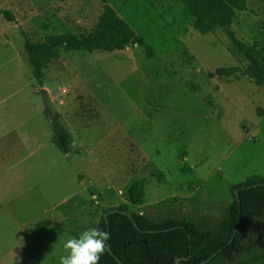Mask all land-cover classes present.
<instances>
[{
    "label": "rangeland",
    "instance_id": "obj_1",
    "mask_svg": "<svg viewBox=\"0 0 264 264\" xmlns=\"http://www.w3.org/2000/svg\"><path fill=\"white\" fill-rule=\"evenodd\" d=\"M152 1L168 21L185 28L157 59L147 58L137 44L113 52L59 49L42 63L40 86L19 33L21 66L18 50L0 48V62L7 57L2 72L22 75L24 114L45 109L41 89L59 91L68 122L79 132L80 154L90 159L81 164L95 162L91 173L97 199L86 206L91 214L86 230L95 228L91 223L100 205L128 203L127 187L140 178L145 196L141 205L129 203L130 211L159 217L155 208L165 204L214 225L233 200L231 185L264 175V86L244 74L248 62L230 48L223 31L200 34L191 20L181 18L178 3ZM247 3V10L233 12L232 29L264 54V0ZM102 8V0H0V10H15L33 42L50 34H87ZM117 13L122 19L129 16L128 11ZM5 22L0 15V25ZM219 67L239 71L217 76ZM152 149L150 161L146 154ZM55 150L59 155L55 152L49 165L64 158ZM173 197L182 200L172 203ZM36 207L35 212L48 205L41 200ZM16 261L14 253L0 252V264ZM248 264H264V259Z\"/></svg>",
    "mask_w": 264,
    "mask_h": 264
},
{
    "label": "trees",
    "instance_id": "obj_2",
    "mask_svg": "<svg viewBox=\"0 0 264 264\" xmlns=\"http://www.w3.org/2000/svg\"><path fill=\"white\" fill-rule=\"evenodd\" d=\"M102 1L97 23L87 34H50L41 42H33L22 31L24 48L40 86L42 63L59 49L113 52L137 44L143 47L147 58H157L185 30L168 21L166 12L158 10L152 0ZM167 1L180 5L181 18L191 20L198 33L223 31L230 48L248 62L244 74L264 86V54L238 38L232 29L233 12L247 10V0ZM117 9L128 11V18L122 19ZM1 14L9 22L15 21L11 11ZM237 71L238 67H219L214 74L230 76ZM52 139L61 152L71 151L72 138L62 125L54 127ZM230 188L233 200L216 224L207 225L192 215L179 214L176 206H157L159 217L130 211L129 203L141 205L145 195V180L132 182L126 194L128 203L102 210L97 227L107 232L109 239L99 264H248L264 259V175H251ZM170 200L178 203L182 199Z\"/></svg>",
    "mask_w": 264,
    "mask_h": 264
},
{
    "label": "crops",
    "instance_id": "obj_3",
    "mask_svg": "<svg viewBox=\"0 0 264 264\" xmlns=\"http://www.w3.org/2000/svg\"><path fill=\"white\" fill-rule=\"evenodd\" d=\"M12 13L14 22L3 16L6 22L0 25V48L18 50L21 66L22 43L17 46L15 39L17 33L23 38V21L15 10ZM6 64L7 57L3 56L0 62V252L14 253L18 259L15 263L59 264L60 257L67 255L64 243L69 238L79 237L89 225L91 214L87 215L86 206L97 199L93 191L96 177L91 173L95 162L87 166L81 164L90 159L80 154L79 132L68 122L59 91L56 94L51 89L45 90L55 124L42 106L30 111L33 114H24L22 75L17 78L16 73L2 72ZM57 124L71 133L73 150L62 154L61 163L49 165L57 149L52 139ZM154 128L157 129L155 125ZM155 151L147 152L150 161ZM97 174L103 177L101 171ZM41 200L48 207L35 212ZM109 206L113 205H100L91 226H98L103 208ZM23 215L29 218L24 219Z\"/></svg>",
    "mask_w": 264,
    "mask_h": 264
},
{
    "label": "clouds",
    "instance_id": "obj_4",
    "mask_svg": "<svg viewBox=\"0 0 264 264\" xmlns=\"http://www.w3.org/2000/svg\"><path fill=\"white\" fill-rule=\"evenodd\" d=\"M108 239L109 234L98 227L83 231L78 238H69L63 245L67 255L60 257L59 264H99Z\"/></svg>",
    "mask_w": 264,
    "mask_h": 264
},
{
    "label": "water",
    "instance_id": "obj_5",
    "mask_svg": "<svg viewBox=\"0 0 264 264\" xmlns=\"http://www.w3.org/2000/svg\"><path fill=\"white\" fill-rule=\"evenodd\" d=\"M41 94H42V98H43V102L45 104V109H46V112H47V115H48V118L51 120L52 123H56L55 122V118L54 116L51 114V112L48 110V98H47V93L45 91V89H41Z\"/></svg>",
    "mask_w": 264,
    "mask_h": 264
}]
</instances>
